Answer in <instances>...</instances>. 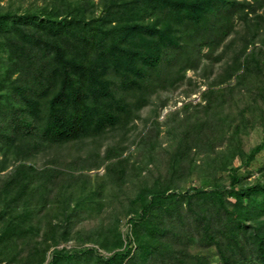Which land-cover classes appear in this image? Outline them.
<instances>
[{
	"label": "trees",
	"instance_id": "1",
	"mask_svg": "<svg viewBox=\"0 0 264 264\" xmlns=\"http://www.w3.org/2000/svg\"><path fill=\"white\" fill-rule=\"evenodd\" d=\"M24 1L0 4V173L13 165L0 174V261L44 264L54 248L47 264H264V0H49L36 12ZM182 83L199 98L164 120L166 146L151 144L145 165L158 145L167 167L153 180L138 172L126 241L100 229L78 240L109 256L59 249L81 213L103 208L104 185L80 190L90 179L75 173L109 161L124 183L130 157L123 147L67 170L27 160L125 128Z\"/></svg>",
	"mask_w": 264,
	"mask_h": 264
},
{
	"label": "rangeland",
	"instance_id": "2",
	"mask_svg": "<svg viewBox=\"0 0 264 264\" xmlns=\"http://www.w3.org/2000/svg\"><path fill=\"white\" fill-rule=\"evenodd\" d=\"M47 1L49 0H25L23 3V9H30L31 12H36L38 11V7L44 3H47ZM73 1L74 0H68L65 4ZM8 2L9 0H0L1 5H8ZM7 9H11V7H8ZM95 11H97V9H95ZM87 16L89 17V13ZM186 75L197 82L200 91L205 89L206 86L204 85L203 79L200 78L195 72L189 70ZM186 84L187 83L177 84L176 86H169L166 90L158 91L153 96L152 103L143 108L139 113V117L133 122L131 121L125 128H120V125H118L112 129H108L104 134H101L92 140L76 142L72 145L60 147L54 150L43 149L27 160L30 161L31 164H34L38 169L43 167L47 168V165L56 164L57 167L67 170L58 165H63L66 168L72 169L73 164L75 165L78 163L76 167H80L79 165L82 163L80 161L83 159L73 162L77 158L90 157L93 159L92 154L103 157L105 152L109 150H112L113 157L114 151H120V149L123 147L127 149L125 155L128 154L130 157L129 162L124 165L126 172L129 173L130 176L128 179L126 177V181L124 183L120 182L119 174L117 175L116 173H113L112 175H109V173L106 175V166L109 161L104 162L103 165L98 169L93 168L90 171L75 173L76 177L80 176V174H83L84 176H88L90 179L89 182L85 184L79 182L76 185L80 188V190H82V188H87L88 190L94 188L99 190V186L104 185V190H99L101 194L100 200L102 201L103 208L99 218L96 217L95 211L97 210L93 207H91L88 212L81 213L80 216L82 218L78 219L77 222L76 220L74 221L77 223V225L74 227L73 232L69 233L71 234L72 239L58 246L59 249L64 248L67 250H72L82 249L84 247H95L100 254L109 256L112 253L101 249L99 246L94 244H82V242L78 240V238H86L88 235L87 233L91 234L93 230L98 231L100 229L103 231H108V233H110L109 236L120 233L122 240L124 242L126 241L125 235L129 234V225L127 223V219L131 216L128 214V211L130 210L129 198L134 196L139 187H144L146 184V180L142 177L143 175L146 176L147 179L153 180L157 176L158 169L165 170L167 167L166 165L169 156L165 155L164 152L166 151H163V148L160 151V146L158 145L155 146L156 152L159 154V157L157 158L158 160H155L156 163L145 165L147 161V153L151 151V144L161 142L163 147L166 146V143L164 142V130L166 129L164 120L173 111L181 109L183 104L190 101H197L199 98L200 91L187 96L186 90L188 88ZM155 118L161 122L159 127H157L154 123ZM168 122L170 126L173 125L172 119H169ZM144 134H146L145 136L149 135V139L146 143L140 145L139 148L137 142ZM260 141V130H252L246 138V148L248 149ZM100 157L98 156L99 159ZM90 160L87 159L86 162L89 163ZM112 160L114 161L116 158ZM262 164H264V151H262L258 156V163L256 165L260 166ZM12 168L13 165L0 174L3 175L12 170ZM141 170L143 171L142 176H138V172ZM114 179H117V181L115 182ZM249 179L251 180L252 177ZM48 215L49 217L55 216L54 213ZM60 217L61 216L58 215L56 220H59ZM44 218L46 220L48 219L45 216ZM45 233H48V235H50V233H55L53 237L56 239L59 236L58 229L55 232L52 229H47L43 232V234ZM93 235L95 236L96 234ZM53 249L54 248L48 251L44 264H47L48 260L51 259V252ZM92 262L94 261L92 260Z\"/></svg>",
	"mask_w": 264,
	"mask_h": 264
},
{
	"label": "built area",
	"instance_id": "3",
	"mask_svg": "<svg viewBox=\"0 0 264 264\" xmlns=\"http://www.w3.org/2000/svg\"><path fill=\"white\" fill-rule=\"evenodd\" d=\"M0 264H6L5 262H3V261H0Z\"/></svg>",
	"mask_w": 264,
	"mask_h": 264
}]
</instances>
